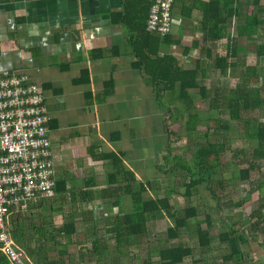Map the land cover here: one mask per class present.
Wrapping results in <instances>:
<instances>
[{"label":"crops","instance_id":"0c3cea01","mask_svg":"<svg viewBox=\"0 0 264 264\" xmlns=\"http://www.w3.org/2000/svg\"><path fill=\"white\" fill-rule=\"evenodd\" d=\"M246 1L240 2L239 17L224 26L226 38L217 42L200 31L197 7L188 12L194 2L198 6L208 0H186L184 5H176L168 35L172 44L162 47L158 55L174 56L182 69H191L200 61L205 72L198 80L201 86L206 87L203 82L213 73L221 79L224 75L213 68V59L225 55L226 39L236 37V28L245 25V16L250 13V7L244 6ZM122 5V0H0V71L26 74L40 87L55 179L52 198L32 201L26 211L11 215L10 234L26 264H160V250L182 245V233H195L199 225L208 232L210 245L198 246L204 251L198 255L189 247L191 254L181 264H219L207 252L212 251L211 231L215 229L207 211L203 216L197 213L192 218L194 224L187 222V232L182 231L180 238L167 246L145 244L143 239L134 242L133 237L118 240L116 231L123 217L136 210L126 188L133 193L143 189L144 201L167 195L175 211V203L184 197L181 189L189 180L174 162L183 150L176 147L180 142L174 127L177 122L172 123V114L165 107V103L171 108L173 104L167 94L159 98L142 67L136 66L133 33L119 22ZM261 9L264 0L253 9V15L263 20ZM254 29V44L264 45V25ZM238 44L244 48L250 42L241 38ZM249 54L257 65L254 51L249 50L239 53L240 65L250 67L244 64ZM177 178L181 184L174 190L170 181ZM208 195L196 202L206 210L214 202L220 207L218 200ZM193 200H189L192 206ZM162 220L171 221L162 214L153 222ZM229 220L221 218L228 229L222 224V231L215 236L227 249L220 264L239 259H227L233 252L219 238L229 232L246 236ZM41 228H46L45 236L39 233ZM247 240L244 245L252 241ZM257 244L255 264H264V242ZM242 246L238 247L241 254ZM241 261L244 264L245 260Z\"/></svg>","mask_w":264,"mask_h":264},{"label":"trees","instance_id":"16d2710c","mask_svg":"<svg viewBox=\"0 0 264 264\" xmlns=\"http://www.w3.org/2000/svg\"><path fill=\"white\" fill-rule=\"evenodd\" d=\"M186 0H174L173 7L176 5H184ZM260 0H253V2L246 1V9L250 7V13L245 16V25L236 28V37L227 38V51L224 56H216L213 59V68L219 72L220 75H225L227 70L235 71L240 61H238L239 53L248 50L247 47L252 46L258 63L264 59V45H256V33L254 28L258 25H264V19L260 20L257 15H253V9L259 4ZM153 2L147 0H122V11L119 15V22L125 24L133 33L131 41L132 50L137 59L136 66L142 67L145 74L156 89V94L161 99L163 94H167L168 100L174 104H180V108L175 106L173 110L179 114L184 121L182 125L183 132L186 138L192 135H199V140L196 142V147L190 155L191 160L181 161V158L175 160L182 164L180 168L185 171L189 180L183 185L184 196L189 198L191 192L202 184H205L208 191L211 190L212 177L215 174H220L218 167L220 164V155L225 151L224 142H217L210 139L208 133L211 126L208 124V118L204 119L205 131L199 133L198 126L201 119L194 109V97L191 92H196L202 101H206L208 109L217 111L226 110L231 122H236L242 125L245 130L242 135L245 140L253 141L254 148L252 149V160L248 163V167L241 169L238 172V177L241 181H248L250 173L255 169H259L256 161L264 160V122L255 119H249L247 114L253 111H261L264 109V66L246 67L244 71L237 77L238 81L235 86L229 91L215 90L213 96H210L209 90L198 84L200 76H204L205 72L203 64L197 61L195 66L191 69H182L176 61V58L170 54L158 55L162 47L172 44L168 35L160 37L156 34H149L145 31V24L149 14L150 5ZM241 0H208L207 3H201L198 6L194 2L193 7L188 9L191 11L194 7L201 12L200 31L205 34V37L210 41H219L226 38L225 25L231 18H238L239 11L242 8ZM255 5V6H254ZM261 14H264V9H261ZM254 36V37H253ZM245 38L250 42L249 46L242 48L239 39ZM254 82V83H253ZM252 84H258L252 86ZM177 105V106H178ZM222 106H224L222 108ZM169 113L172 114V109L168 108ZM220 130H228V126H219ZM173 135H178L173 132ZM119 165V162H114ZM217 168V170H215ZM178 169V168H175ZM117 172V169H116ZM127 175V173H126ZM116 177V175H113ZM130 176V177H129ZM129 178L134 180V177L129 174ZM113 178V177H112ZM129 178L127 180H129ZM130 181V180H129ZM129 181L127 183L129 184ZM224 180H216L217 186L221 187ZM264 188V182L257 185V190ZM117 191V190H115ZM132 197L136 210L126 217H123L121 228L116 231L118 240L129 239L135 237L136 241L142 240L148 236L147 224L153 222L158 216L165 214L173 224L166 228L164 245L167 246L169 242L178 240L181 232L187 229V222L191 218L196 217V210L194 207L187 206L179 215L174 212L170 206L167 198L150 199L148 201L142 200L143 189L133 193L128 188L125 189ZM244 201L238 203L241 206ZM264 202L259 204L258 210L252 212L250 217L257 219L252 225L253 230L262 229L259 221L263 219ZM195 235L198 240V246L205 248L210 245V236L206 230H201L199 225H196ZM220 243L227 242L233 253L227 259L240 256L238 246L246 243V236L239 235L236 232H229L219 238ZM191 254V249L183 245L174 247H164L160 250V264H181L183 260ZM226 261V260H225ZM0 264H8L3 255L0 254Z\"/></svg>","mask_w":264,"mask_h":264},{"label":"rangeland","instance_id":"374dc122","mask_svg":"<svg viewBox=\"0 0 264 264\" xmlns=\"http://www.w3.org/2000/svg\"><path fill=\"white\" fill-rule=\"evenodd\" d=\"M249 52H252L253 48L252 46L247 47ZM243 53V51L241 52ZM247 59H244V64L248 63V66L252 67L255 66L256 62H254L255 58L252 54H249ZM260 63H257L255 67H258L260 69L264 66V59L260 60ZM245 65H240L239 67L233 72L231 70H228L224 77L221 79L216 74H212L208 79H206L203 84L206 86V88L209 90L210 96H213V92L215 90L219 91H229V89L233 88L235 84L238 81V76L244 71ZM254 83V82H253ZM201 84V83H200ZM258 84H252V86H257ZM194 97V107H196L195 112L198 113L201 122L198 126L199 133L202 134V132L205 131V121L204 119H209L208 124L211 126V130L208 133L209 138L216 140L217 142H224L225 145V151L223 154L220 155V164L222 167H218L222 175L215 174V176L212 177L211 182V190H206V185L202 184L196 189L193 190L194 195H192L193 191L191 192V197L195 198L193 200V206L191 205V202L189 201L191 199L187 197H183V200H179L177 203H175V211L177 214H181L182 210L189 206L194 207L196 210V213H199L200 216H203V214L207 211L210 212V216L213 220L214 228L211 233L213 236V246L210 247L211 250H207L209 254H211L214 259V262L222 263L221 258L224 255L225 248L222 247L218 243L217 237H215L222 229L220 228L223 224V227L227 228V224L223 223L221 221V218L226 217L230 218L228 222L234 221V223L231 224V226L234 227V229H237L239 231L243 230L246 234L247 241H249L248 245H243L242 250L243 254L240 253V256H236L237 259L245 260L243 262L244 264H255L257 263L258 259L255 256L258 249L257 243H263L264 242V231L262 229L259 230H253L251 228V225L257 220L255 218H251L250 215L252 212H255L258 210L259 204L264 202V188L262 190H257L256 187L259 185V183L264 182V160L256 161L255 163L258 164L259 169H255L250 173L249 180L248 181H241L238 177V172L241 169H245L248 167V163L252 160L251 153L252 149L254 148V142L245 140V138L242 137L245 130H243L242 125H238L236 122H231L229 120V116L226 110L222 109V111H217L213 109H208V104L206 101H202L198 96H196V92H191ZM264 96V92L262 93ZM174 104L173 108L176 106L180 108V104ZM165 107H168L172 109V123L176 121L177 123L174 125L177 132H179L180 140L179 146L180 150H183L182 153L178 156V158H181L183 161H190L191 154L193 153L194 148L196 147V141L199 140V135H192L189 138L185 137V134L183 132L182 125L184 124L185 120H182L181 116L179 114H176V112L173 110V108L169 107L168 104L165 103ZM224 106H222L223 108ZM249 119H255L257 121L264 122V109L261 111H253L247 114ZM219 126H228V130L219 129ZM200 141V140H199ZM178 142V141H177ZM177 158V159H178ZM176 162V160H174ZM173 162V163H174ZM179 166L182 167V164L180 163V160L177 163ZM217 170V168H215ZM176 170H173L175 172ZM175 175L178 177V173L175 172ZM181 178V177H180ZM178 179V178H177ZM224 180L221 187L217 186L216 180ZM179 181V182H178ZM171 186L174 189V186L181 184L180 179L175 181H170ZM175 190V189H174ZM184 189H181V194L183 193ZM197 191V192H196ZM204 194H209L208 198L213 199L214 201L218 200V203L220 204V207H217L216 202H214L213 205H210L209 208L206 210V206L199 204L196 202V200L201 199L204 197ZM166 197L169 199V197L166 195ZM226 198V202L223 201V198ZM145 199L146 195H144ZM130 200V199H129ZM244 203L241 206H238L240 202ZM132 205V204H131ZM134 208V206L132 205ZM219 208V209H218ZM131 209V208H130ZM132 210V209H131ZM236 215L239 216V218L234 219L233 217H236ZM158 218L160 215H157ZM233 219H232V218ZM203 217H200L202 219ZM241 223H239L240 221ZM238 221V222H237ZM258 221V220H257ZM195 219H189V224H194ZM261 226H264V211H263V219L259 221ZM173 224L172 221H155L153 223H149V232L148 236L145 237L142 241H146L145 244H152L161 246L165 241V230L167 227L171 226ZM11 226V224H10ZM12 229V226H11ZM228 229V228H227ZM40 231V232H39ZM39 233L43 234L44 236L47 234L46 228L39 229ZM211 236V237H212ZM134 237V242H135ZM141 241V240H140ZM179 243L188 247H191L195 255H198L199 252L204 253V251L199 250L197 245V238L195 233L193 232H187L182 233V237L179 239ZM251 243V246H250ZM257 245V247H256ZM152 247V246H151ZM239 247V246H238ZM208 249V248H207ZM204 257V256H203ZM253 259H256L255 262H253ZM238 260L234 259L232 260L233 264H240ZM253 262V263H252ZM230 262H226L223 264H227Z\"/></svg>","mask_w":264,"mask_h":264},{"label":"built area","instance_id":"2783aa9c","mask_svg":"<svg viewBox=\"0 0 264 264\" xmlns=\"http://www.w3.org/2000/svg\"><path fill=\"white\" fill-rule=\"evenodd\" d=\"M173 2L153 0L147 33L170 34ZM47 124L40 87L26 74L0 71V254L9 264H26L8 228L11 215L55 195Z\"/></svg>","mask_w":264,"mask_h":264}]
</instances>
